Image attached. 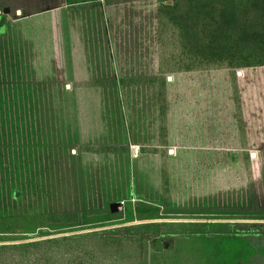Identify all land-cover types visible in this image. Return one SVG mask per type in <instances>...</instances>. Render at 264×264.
<instances>
[{
    "label": "trees",
    "instance_id": "16d2710c",
    "mask_svg": "<svg viewBox=\"0 0 264 264\" xmlns=\"http://www.w3.org/2000/svg\"><path fill=\"white\" fill-rule=\"evenodd\" d=\"M103 4L105 14L99 3L66 8L85 209L126 199L131 187L136 214L198 211L178 205L185 197L208 204L203 193L260 156L264 0ZM6 23L0 13V197L19 201L27 187L49 188L50 219L75 222L56 11ZM169 226L0 244V264H145L148 244L157 252L179 237L264 236V224L236 221Z\"/></svg>",
    "mask_w": 264,
    "mask_h": 264
},
{
    "label": "rangeland",
    "instance_id": "374dc122",
    "mask_svg": "<svg viewBox=\"0 0 264 264\" xmlns=\"http://www.w3.org/2000/svg\"><path fill=\"white\" fill-rule=\"evenodd\" d=\"M104 0H0V13L7 17L6 29L16 19L34 13L54 9L59 20L62 45L63 74L65 79L67 114L70 127L71 154L74 168L76 197V221L53 222L48 210L53 200L49 188H25V196L13 201L10 196L0 197V244L44 241L71 235H88L105 230L141 223L170 224L168 230H178L185 225L193 229L196 224H224L245 222L257 229L264 224V139L259 143L257 162L236 177L222 178L203 193L200 198L186 201L183 198L178 207L200 206L198 211L174 212L171 215L136 214L133 190L130 187L126 199L115 198L95 213L85 209L82 180L80 175V154L77 139V122L74 110V97L71 68L68 55L65 9L69 4L99 3L104 10ZM107 41L109 36L107 34ZM110 49V44L108 43ZM264 138V137H263ZM111 203L117 209L109 210ZM197 212V213H193ZM199 212V213H198ZM177 224H180L181 228ZM154 251L148 244L145 264H264V236L240 238L220 236L213 239L204 237L175 238L173 249Z\"/></svg>",
    "mask_w": 264,
    "mask_h": 264
},
{
    "label": "crops",
    "instance_id": "0c3cea01",
    "mask_svg": "<svg viewBox=\"0 0 264 264\" xmlns=\"http://www.w3.org/2000/svg\"><path fill=\"white\" fill-rule=\"evenodd\" d=\"M75 4H80V3H75ZM81 4H83V3H81ZM69 5H72V4H69ZM68 5V6H69ZM67 8V7H66ZM49 10H54V9H49ZM43 11H47V10H43ZM56 11V10H55ZM40 12H42V11H40ZM101 12L103 13V14H105V10H102L101 9ZM37 13H39V12H37ZM35 14V13H34ZM56 14H57V12H56ZM33 15V14H32ZM29 16H31V15H29ZM22 18V17H21ZM65 19H66V9H65ZM57 20H58V16H57ZM66 29H67V20H66ZM58 30H59V20H58ZM59 37H60V32H59ZM109 38V37H108ZM60 42H61V40H60ZM67 42H68V36H67ZM107 43H109L110 44V40H108L107 41ZM110 49H111V44H110ZM61 50H62V45H61ZM68 55H69V53H68ZM63 56V55H62ZM63 58V57H62ZM63 62V61H62Z\"/></svg>",
    "mask_w": 264,
    "mask_h": 264
},
{
    "label": "water",
    "instance_id": "95a60500",
    "mask_svg": "<svg viewBox=\"0 0 264 264\" xmlns=\"http://www.w3.org/2000/svg\"><path fill=\"white\" fill-rule=\"evenodd\" d=\"M116 209H117V203H111V204L109 205V210H110L111 212L115 211Z\"/></svg>",
    "mask_w": 264,
    "mask_h": 264
}]
</instances>
